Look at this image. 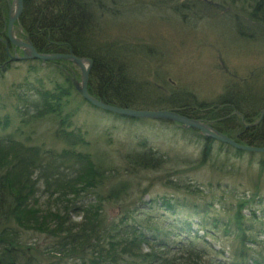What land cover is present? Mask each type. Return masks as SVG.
I'll use <instances>...</instances> for the list:
<instances>
[{
  "label": "rangeland",
  "instance_id": "rangeland-1",
  "mask_svg": "<svg viewBox=\"0 0 264 264\" xmlns=\"http://www.w3.org/2000/svg\"><path fill=\"white\" fill-rule=\"evenodd\" d=\"M131 2L126 5L124 17L117 23L120 32L133 42L154 45L155 51L159 50L156 56H130L128 65L136 72L138 81L146 86L147 81L154 82L162 92H153L162 96L160 100L173 101L171 105L185 102L190 106L192 102L195 105L192 107L199 110L202 116L195 120L229 137L238 145L263 148L245 139L249 134L245 133V129L257 127L264 121V106L258 110L259 116L247 120L239 105L235 108L231 106L233 103H213L225 94V87L231 81L237 82L241 91L247 89L245 84L255 90L264 86V0ZM186 2L188 7L183 9V18L178 8ZM8 3L7 23L10 13L16 10V0H8ZM20 17L13 33L15 37L23 39ZM3 21L6 23L5 19ZM23 40L30 42L26 37ZM0 41L6 44L10 55H25L24 47L14 44L13 50L9 46V37L0 38ZM36 61V58L14 59L9 68H5V63H0V116L4 118L8 114L12 122L10 127L0 129V138L14 143H18L16 140L20 138L27 144L29 140V145L48 142L49 149L44 152H52L64 147L65 138L60 133L54 139L51 123L36 128L39 123H31L32 116L26 118L23 125L25 116L20 113L22 110L18 109L17 101L6 94L9 88L24 78L28 65ZM65 63L81 80V69L69 61ZM49 71V67L45 68L44 74L49 75ZM234 82L232 85H236ZM250 92L243 97L246 99L247 94H255L261 97V102L264 101V88ZM135 106L136 110H163L159 109L157 103ZM177 109L170 106L164 110ZM225 109L233 111L220 117ZM88 112L99 113L96 110ZM80 115L77 118L84 127L82 129L98 142L97 152L101 153L103 149L113 153V150L117 151L110 157H117L120 164L126 161L127 153L135 157H148L150 154L145 150H152L158 154H151L152 162L147 165H159L162 170H141L131 174L129 179L133 183L123 174L120 179L117 173L120 181L125 179L128 182L130 190L125 194H130V197L123 200L125 196L121 194L117 201L105 204L107 213L114 218L120 214V207L129 203V199L137 200L143 195L142 207L135 212L142 222L161 228L164 218L168 216L176 224L175 233L171 226L169 236L166 240L162 239L160 246L146 245L135 264H232L240 259L242 263L264 264V152L245 150L216 140L206 136L202 130L178 121L149 118L144 124L136 125L134 121L120 117L99 122L86 114ZM3 123L4 119L0 126ZM127 126L133 127L132 131ZM13 133H16V138L10 136ZM166 158L168 161L163 163ZM139 159L142 158H136L137 165H143ZM180 178L183 183L171 180ZM174 182L181 187L175 189ZM105 190L108 192L109 186ZM171 192L188 193L189 202L193 204L178 206L175 214L162 208L151 210V198L170 197ZM241 202H244L243 207L239 204ZM237 216L240 219L237 220ZM235 223L240 224L243 230L240 239L233 231ZM30 236L24 234L23 240H29ZM36 240L38 248L50 242L45 236ZM236 248L241 249L239 258L235 257ZM45 258L41 264H81L82 261L74 258L52 261Z\"/></svg>",
  "mask_w": 264,
  "mask_h": 264
},
{
  "label": "trees",
  "instance_id": "trees-1",
  "mask_svg": "<svg viewBox=\"0 0 264 264\" xmlns=\"http://www.w3.org/2000/svg\"><path fill=\"white\" fill-rule=\"evenodd\" d=\"M131 1L134 0H24L19 25L24 31V37L47 53L72 51L80 56L90 57L94 62L92 78L100 83L102 89L100 88L99 95L104 100H118L124 105H148L145 104L149 103L145 101L146 98L136 95L135 86L151 87L156 84L147 81L146 86L139 82L136 72L133 68L131 70L125 60L129 62L130 56L134 57V54L156 56L159 50L155 51L154 45L133 42L120 32L117 23L124 17L126 5L131 4ZM7 3L8 0H0L2 39L7 38ZM186 4L187 2L182 3L178 8L183 18ZM9 60L6 44L0 41V63H7ZM9 62L13 63L11 60ZM54 63L58 65L55 73L69 71L65 60H54ZM28 66H34L36 72L46 76L41 62L36 61ZM48 73L54 74L50 71ZM60 80L55 76L53 88L58 90L56 93L70 100L73 85L69 79L62 82ZM233 82L225 87V94L213 104L233 103L231 106L235 108L239 105L247 120L259 116L258 110L264 106V101L259 100L261 97L247 94L245 99L243 96L251 93L250 91L255 93L264 86L256 87L255 90L245 84L247 89L241 91L237 82L232 85ZM26 84L29 85L28 82ZM157 89L159 93L162 92L159 87ZM153 103H157L159 109L183 107L177 103L171 105L173 101L166 99H158ZM54 104L55 101L51 98L49 106L61 118L63 111L54 110ZM192 105L195 106L190 102L191 107ZM66 111L69 116L74 115L81 111V107H72ZM190 111L192 112H181L196 119L202 117L194 107ZM231 111L233 110L225 109L220 117L229 115ZM245 133H249L245 139H249L251 144L264 145V121L257 127L245 129ZM65 140L64 147L60 150L50 149L52 152H44L37 146L5 142L6 140L0 143V264H41L45 257L57 261L73 259L77 254L83 255L90 264H118L124 261L127 252L130 257L133 256L130 264H135L140 258L141 241L130 250L127 235L120 238L125 232L122 213L113 218L107 213L105 206L106 203L112 204L121 194L116 188L111 187L108 192L105 190L108 178L119 180L117 167L113 163L95 164L89 156L90 151L81 147L84 145L81 137H74L71 128L65 132ZM139 157L142 158L139 160L143 165H137L138 168L132 175L141 170H153L156 166L147 165L152 162L151 154L148 157H135L127 153V169H130L129 159L136 162ZM35 178L43 181L42 191L36 189L33 183ZM174 185L175 189L181 187L177 183ZM87 192L96 196L94 204L85 200L84 194ZM43 193L46 199L43 202L40 200L41 203L36 202L37 199H42L43 196L39 195ZM74 194L80 198L78 213L83 217L80 223L72 220L71 212L74 207L62 201L66 195ZM239 225H233L238 239L242 237L240 234L243 231ZM24 234L31 235L29 240H23ZM41 236L47 237L50 242L38 248L36 239ZM235 257L239 258V255Z\"/></svg>",
  "mask_w": 264,
  "mask_h": 264
},
{
  "label": "bare ground",
  "instance_id": "bare-ground-1",
  "mask_svg": "<svg viewBox=\"0 0 264 264\" xmlns=\"http://www.w3.org/2000/svg\"><path fill=\"white\" fill-rule=\"evenodd\" d=\"M36 50L41 55H43V54L44 55H47V54H68V55H73L75 57L83 59L84 65H85L84 73H86V71H87V76L84 78L83 71L81 70L82 71L81 77H80L81 80H79L73 74L72 67H69V71L67 70L65 72L61 71V72L55 73V71L58 69L57 68L58 65H56V63H54V60L69 61V62L73 63V66L76 65L77 67H79L81 69V67L77 63H74L71 60H68V59L43 60L41 58H36V60L38 62H41L43 67H45V68L49 67L50 72H52L54 74L48 75V76H43V75H40L38 72H36L34 66H29L27 71L25 72L24 78L21 81H19V83H15V85L13 87L9 88L8 91L6 92L7 96L13 97L17 101L16 105H18V107H19L18 109L22 110L20 113L23 116H25L23 119V123L27 121L26 118H29L31 116H32L31 119L33 120L31 123H35V122L39 123V125L36 128H40L41 126H46V125H49L51 123V129L54 130V139H56L57 135L60 133L65 138V132L71 128V132H74V137H76V135L81 137L82 142L84 143V145L81 147L84 148L85 150L90 151L89 156L91 157V159L94 160L95 164H100V163L112 164L113 163L114 167H117L116 169H117L118 173L120 174V179H121V174H123L124 178L126 177V178H128L127 180H130L132 182V179H129V176L132 174V172H134V171L136 172V170L138 168L135 160L129 159L130 169H127L128 168V162L127 161H124L123 164H120L117 157L116 158L110 157L111 154L114 155L117 153V151L113 150L114 151V153H113L111 151H107V150L103 149L101 153L97 152L98 142H96V140L94 138L89 137L88 133L84 132V130L82 129L84 127L80 125L81 121H80V119L77 118V116L79 114H81V115L86 114L88 117H90L96 121H99V122H104V119L109 120L110 118L120 117V118H124L126 120L134 121L135 123H137L136 125L144 124L146 122V120H148L149 118L131 114L130 113L131 111L137 109V107L134 105H124V104H121L118 100L109 101V100H104L103 98L100 97L99 92H100V88L102 89V87L100 86V83H96L95 80L92 78L94 62L90 57L80 56L78 54L73 53L72 51L47 53L44 50H42L41 48H36ZM6 51H7L9 58H11L10 60L13 61L12 58L14 56L10 55L11 53L7 50V48H6ZM25 51H26V49H25ZM87 60H91V62H92L91 65H90V62ZM125 62L128 65V61L125 60ZM11 63L12 62L5 63V65H6L5 68H9ZM46 64H47V66H46ZM55 76L60 78L61 82L63 80H67V79H69L71 81V84L73 85L72 86L73 87L72 88L73 96L71 97L70 100H66L62 96V94L56 93L58 90L56 88H53V84H52L53 83L52 81L55 78ZM25 77H27V78L25 79ZM22 81H24V82L20 83ZM26 82H28L29 85H27ZM135 87L137 88L135 90L136 95L138 97H141V98H146L145 101L149 102V103H145V104H153V101L157 102L158 99H160V97H162L159 94L153 92L154 90L159 92V90L157 89V87H158L157 85H154L152 87H142V86H139V87L135 86ZM83 89L86 90L87 95L84 93ZM54 93H56V94L54 95ZM51 98H53V100L55 101L54 110L59 111L62 109L63 113H62L61 118L57 117V115H58L57 113L52 112L51 107L49 106ZM92 100H95V101L97 100L98 104L93 102ZM68 104H70V105L67 106ZM185 104H187V103H183L181 105L183 107L182 108L180 107L181 109L178 108L177 110H174V111L182 113V114H184V113L181 111L192 112V111H190V109H192L191 106H187ZM74 106H79V107H81V109H84V107H86V109H84V110H82V111H80L74 115L69 116V114L67 113L66 110H68L69 108H72ZM21 107H28V108L22 109ZM48 107H49V109H48ZM87 107H89V108H87ZM34 108L36 111H34ZM186 108H188V109H186ZM30 109H32V111ZM89 110H94V111L96 110L99 113L90 114L88 112ZM147 110H150V109H147ZM186 117L190 118V119H195V118L190 117V116H186ZM2 119H4V123L2 126H0V129L1 128L5 129V128L11 126L12 122L9 121V115L8 114H7V116H4V118L2 116H0V122ZM180 123H182V122H180ZM125 124H127V123H125ZM20 126L22 127L21 122H20ZM187 126H189V125H187ZM67 127H70V128H67ZM191 127H193V126H191ZM128 128H129L128 130L132 131L131 128H133V127H131V128L128 127ZM194 128H196V127H194ZM15 134L16 133L12 134L13 138L17 137V135L15 136ZM208 137H210V136H208ZM216 140H219V139H216ZM16 141L18 143L24 144L26 146H28L29 142H30L29 140H27V142H28V144H27V143H25V141H23L20 138H18ZM3 142H4V140H2V138H0V143H3ZM37 144L38 145H31V146H37L42 151L49 149V146H48L49 143L48 142L37 143ZM128 144L130 145V143H128ZM128 144H127V146H128ZM131 151H134V150H131ZM145 152L152 154L153 156L158 155L157 153H155L152 150H145ZM250 152L251 151H243L242 153H250ZM161 158H163V157L161 156ZM165 160H167V158L163 159V163L165 162ZM156 170H162V167H160L159 165H156L152 171H156ZM36 175H38V173H36ZM75 176L77 177L78 174H75ZM120 179L118 181H116L114 179L108 178L107 179V185L109 186V188L112 187V188L118 189L119 192L125 196L122 199L127 200L128 197H130V194L127 196V194H125V193H127L128 190H130V188L127 184L128 182H126L125 179H123V181H120ZM171 180L172 181L173 180L181 181L183 183L182 178L171 179ZM33 183H35V186L37 187L36 189L38 191H40V190L42 191L43 181L35 178L33 180ZM170 194H172V196H170V197L154 196L153 198H151V201H152V205L150 204L151 210H153L154 208H157L160 210L162 208V209H166V210L170 211L172 214H175L176 212L174 210H176L178 206L188 207V206H191V204H193L192 202H189V200H191V199H190V197H189L190 195L188 193H173V192H171ZM39 196L40 197L43 196V197H42V199H37L36 202H40V200H41V202H43L46 199V195L44 193H43V195H39ZM142 196H140L137 200H135L133 198L129 199L128 200L129 203L126 204V206L122 205L120 207V211H119L120 214L122 213L121 217H123V219H124L123 229H125L124 235L120 236V238L123 239L122 237H125V235H127L126 239L130 241L129 242L130 250L133 247H137L139 241H141V243L139 244V247H140L139 257L142 255L144 249H146L145 248L146 245L149 247L150 246L152 247L154 245L160 246L162 239L165 238V240H166L167 236H169L168 234L170 232L171 226L174 227V229H173L174 233L177 230L176 224H173L172 220H169L168 216L164 218L163 225L161 228H159L156 225H152V224L149 225V224H147V222L146 223L142 222L139 219V216H137V213H135L139 209H141V207H142L141 206V203L143 201ZM84 198L87 202L89 201L92 204H94V201L96 200V196L90 192H87L86 194H84ZM52 199H55V197H52ZM117 200L118 199L113 200V202L117 201ZM62 201L64 203L69 204L70 206L74 207L72 212H71L72 220L76 223H80L83 219L82 215L80 213H78V208L80 207L79 206L80 205V198L78 199L77 195H75V194L70 195V196L66 195ZM243 203L244 202L239 203L241 205V207H243V205H242ZM187 234L194 235V234H190V233H187ZM240 250L241 249L236 248V255L241 256ZM73 258L82 260L81 264H90L89 261H87V259L81 254L74 255ZM131 262H133V256L130 257L129 252H127L124 261H120L118 264H130ZM232 264H249V263H245V262L242 263V260L240 259V260H234V262Z\"/></svg>",
  "mask_w": 264,
  "mask_h": 264
},
{
  "label": "water",
  "instance_id": "water-1",
  "mask_svg": "<svg viewBox=\"0 0 264 264\" xmlns=\"http://www.w3.org/2000/svg\"><path fill=\"white\" fill-rule=\"evenodd\" d=\"M24 8V0H16V10L14 12L10 13L9 17V23H8V37L11 40V42L19 47H24L26 49L25 55L24 56H16L13 57L12 59H34V58H41L43 60H54V59H68L73 61L74 63H77L80 67L81 70L83 71V76L84 78L87 76V71L84 73L85 65H84V60L80 59L78 57H75L73 55H68V54H47V55H41L39 52L36 50L34 45L26 40H23L21 38L15 37L13 33V28L16 23V21L19 19L20 15L23 12ZM90 62L91 65V60H87ZM84 93L87 95L86 90L83 89ZM93 102L97 103V100H92ZM98 104V103H97ZM100 105V104H99ZM133 115H138L141 117H147V118H152V119H168L172 121H178L185 123L189 126L196 127L200 130L203 131V133L207 136L219 139L223 142H227L231 145L237 146L239 148H243L245 150H253L256 152H264V147L263 148H255V147H243L238 145L237 142L233 141L229 137L220 134L219 132L214 131L212 128L207 126L206 124L202 123L199 120L195 119H190L185 116H181V114L175 112V111H170V110H133L130 112Z\"/></svg>",
  "mask_w": 264,
  "mask_h": 264
},
{
  "label": "flooded vegetation",
  "instance_id": "flooded-vegetation-1",
  "mask_svg": "<svg viewBox=\"0 0 264 264\" xmlns=\"http://www.w3.org/2000/svg\"><path fill=\"white\" fill-rule=\"evenodd\" d=\"M8 42H9V46H10L13 50H15L14 45H13L10 41H8Z\"/></svg>",
  "mask_w": 264,
  "mask_h": 264
}]
</instances>
